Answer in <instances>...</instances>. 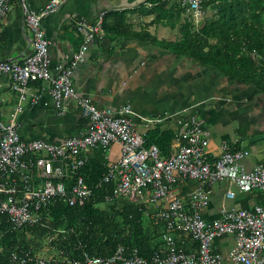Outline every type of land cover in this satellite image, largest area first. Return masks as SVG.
<instances>
[{"label":"built area","instance_id":"obj_1","mask_svg":"<svg viewBox=\"0 0 264 264\" xmlns=\"http://www.w3.org/2000/svg\"><path fill=\"white\" fill-rule=\"evenodd\" d=\"M22 8V21L31 34V53L22 64L0 61V80L7 76L19 102L33 101L30 84L47 82L55 109L64 113L71 100L87 118L89 130L82 137H70L60 144L43 140L24 141L15 125V114L7 124L0 123V217L4 216L12 230L33 226L41 221V212L53 201L68 206H82L101 185L112 183L105 196L107 203L124 198L157 208L155 217L169 232L164 236L166 250L150 259L136 250L119 246L108 257L84 256L72 264H222L220 254L210 250L212 239L231 235L233 244L226 263L264 264V205L253 209L221 210L219 217L205 221L201 212L207 207L212 186L219 181L234 184L240 192L260 191L264 199V165L247 170L242 163L248 152L230 150L210 160L205 150L203 121L197 117L177 120V132L169 155L162 157L156 145L145 147L144 138L135 131L133 111L129 106L116 113L97 108L89 98L78 95L72 82V70L86 54L89 45L102 33L103 16L93 23L80 21L74 29L83 43L69 66L53 77L49 70L48 41L42 29V18L55 13L64 0H49L40 12L27 8L26 0H15ZM192 14L195 22L203 18L206 0H168ZM11 0H0V20L7 16ZM150 123L154 120H148ZM118 144L119 159L106 166L100 182L85 183L79 170L88 162L91 149L109 150ZM194 186L190 193L177 194V186ZM228 198L233 192L226 193ZM171 233L188 237L196 244L190 252L176 249ZM52 258L40 254L13 253L16 264H49Z\"/></svg>","mask_w":264,"mask_h":264},{"label":"crops","instance_id":"obj_2","mask_svg":"<svg viewBox=\"0 0 264 264\" xmlns=\"http://www.w3.org/2000/svg\"><path fill=\"white\" fill-rule=\"evenodd\" d=\"M48 2L26 0V5L31 11L40 12ZM152 6L151 0H64L55 13L41 21L48 41L50 74L55 77L68 67L83 43L82 36L74 29L75 23H93L102 15V33L72 70L71 79L79 96L89 98L99 109L114 113L129 106L135 131L144 139L155 129L171 131L175 136L178 119L199 117L207 132L205 150L210 160L222 153L225 144L230 150L248 152L242 161L247 170L264 165V79L257 85L248 84L203 67L190 57L172 54L166 45L178 37V24L190 18L199 27L207 12L202 9L199 23L183 8L179 23L172 28L169 22L178 8H164L159 12L162 19L157 20L158 12ZM22 13L17 3L12 4L7 16L0 20V61L22 64L31 53V34L22 21ZM30 88L35 94L33 101L19 102L10 78L5 76L0 80V123L7 124L20 106L14 120L24 141L38 139L60 144L66 138L87 134L89 122L75 100L60 114L47 82L32 83ZM87 156L89 162L106 167L119 159L120 147L113 144L109 150L91 149ZM225 183L226 199L234 200L243 193L230 189L232 183ZM175 188L177 194H188L194 186ZM228 191L233 192L232 198L226 196ZM243 194L244 201L252 203L249 209L264 205L260 191ZM146 206L157 212L156 207ZM221 210L208 215L212 211L208 203L204 215L216 219ZM184 241L188 248L194 246L193 241L186 238Z\"/></svg>","mask_w":264,"mask_h":264},{"label":"trees","instance_id":"obj_3","mask_svg":"<svg viewBox=\"0 0 264 264\" xmlns=\"http://www.w3.org/2000/svg\"><path fill=\"white\" fill-rule=\"evenodd\" d=\"M152 8L160 13L170 6L177 9L169 25L179 23V8L168 0H151ZM16 4L11 0V5ZM203 11L211 10L202 25L190 18L178 24V37L166 45L174 55L198 61L203 67L216 69L248 84H259L264 76V0H206ZM163 21V20H161ZM104 27V25H103ZM171 131L152 130L144 139L145 147L156 145L162 157L169 155ZM106 167L90 161L78 174L88 185L100 182ZM112 183L101 185L82 206H68L53 201L41 212V221L33 226L12 230L4 216L0 217V264L12 262L13 253L40 254L45 248L52 258L49 264H72L84 256L108 257L117 247L136 250L145 259L166 250L164 236L169 232L146 205L120 198L109 203L105 196ZM176 249L190 252L184 238L171 233ZM48 250V251H47ZM43 256V255H42ZM47 257V256H45Z\"/></svg>","mask_w":264,"mask_h":264},{"label":"rangeland","instance_id":"obj_4","mask_svg":"<svg viewBox=\"0 0 264 264\" xmlns=\"http://www.w3.org/2000/svg\"><path fill=\"white\" fill-rule=\"evenodd\" d=\"M206 12L208 16L210 15L211 10H208ZM225 182L226 181H219L212 186V193L210 194V198L208 202L210 203V206H212V211H210L208 215L215 214V212H218L219 209H222V208L225 210H230L231 208L249 209L251 207L252 203L250 201H247V202L244 201L246 198V195L243 193L237 194L234 200L226 199L224 197V189H225V184H226ZM229 187L235 192H237L238 190V188L234 186L233 184H231ZM204 212L205 211L201 212V216L205 221L214 219V217L210 218V216L205 217ZM232 244H233V237L231 235H222V236L212 239L211 244H210V250L213 253H217L221 255V257L223 258L222 264H231L230 262L226 263L225 259L228 258ZM45 251L46 249L44 248L43 251L40 252V255L47 256V257L53 256L52 254H49L48 252H45Z\"/></svg>","mask_w":264,"mask_h":264}]
</instances>
